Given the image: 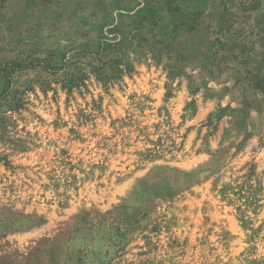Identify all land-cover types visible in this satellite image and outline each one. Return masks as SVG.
<instances>
[{"label":"rangeland","instance_id":"rangeland-1","mask_svg":"<svg viewBox=\"0 0 264 264\" xmlns=\"http://www.w3.org/2000/svg\"><path fill=\"white\" fill-rule=\"evenodd\" d=\"M2 6L0 256L36 264L69 206L105 203L97 264H264V0L178 3L180 44L37 35Z\"/></svg>","mask_w":264,"mask_h":264},{"label":"crops","instance_id":"crops-1","mask_svg":"<svg viewBox=\"0 0 264 264\" xmlns=\"http://www.w3.org/2000/svg\"><path fill=\"white\" fill-rule=\"evenodd\" d=\"M192 2L193 0H0L5 11L2 14L3 17L29 20L37 28V35L55 37L66 34L67 40L72 39L70 42H74L76 35L80 37L92 35L98 31V27H103L102 30L118 35V40L130 37L133 43L134 38L139 39V36H147V40L148 38L150 40L164 38L166 29H170L175 31L173 36V38L176 37L175 44L186 40L187 36H181L185 27L176 32L168 28L165 21L168 22L170 19L175 24L181 17H187L190 10H180L177 5ZM76 21L82 23V30L75 28ZM156 25L161 27L160 31H155ZM163 42L169 44L166 37ZM185 42L188 43V41ZM202 46L196 43L187 48L191 47L190 50L195 51L202 49ZM247 117L248 115L245 117L246 120ZM97 206L98 214L84 213L83 219L75 217L83 211L84 207L81 210L77 209L79 212L72 216L71 214L77 210L69 206L67 212L70 211L68 217H71L67 225L70 228L63 231H59V228L51 233L43 231L36 241L31 240V243H36L38 239L41 242L36 245L41 252L35 263L97 264L98 259L105 258L108 254L107 250L101 247L105 246L107 235L110 233L107 231L106 204L98 203ZM95 216L98 217L95 218ZM29 234L22 232L17 235V239H25L21 243L24 247L28 244L25 241L29 238ZM43 251L48 252L42 255ZM0 264H11V260L1 255Z\"/></svg>","mask_w":264,"mask_h":264}]
</instances>
